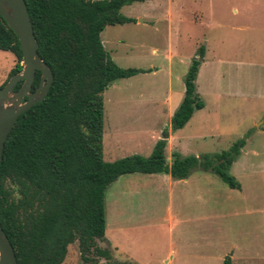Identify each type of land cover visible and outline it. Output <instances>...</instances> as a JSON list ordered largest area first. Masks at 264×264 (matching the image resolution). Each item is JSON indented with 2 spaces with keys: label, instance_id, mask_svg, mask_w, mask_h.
<instances>
[{
  "label": "rangeland",
  "instance_id": "obj_1",
  "mask_svg": "<svg viewBox=\"0 0 264 264\" xmlns=\"http://www.w3.org/2000/svg\"><path fill=\"white\" fill-rule=\"evenodd\" d=\"M121 14L136 22L107 26L102 45L118 67L146 72L116 80L103 93L104 162L151 154L161 132L170 128L191 60L203 47L205 58L236 62L229 93L215 100L216 85L200 90L205 107L174 131L165 156L170 161L173 153L219 154L243 139L228 170L241 189L196 167L190 181L201 178L204 188L212 184L210 192L187 193L185 201L174 196L169 227L162 176L123 175L104 199L105 237L117 250L106 240H97V247L111 251L110 264H164L169 251L174 264H223L227 257L232 264H264V0H150L126 6ZM16 64L13 54L0 51V86ZM206 213L210 220H193ZM62 264H83L77 242L69 245Z\"/></svg>",
  "mask_w": 264,
  "mask_h": 264
},
{
  "label": "trees",
  "instance_id": "obj_2",
  "mask_svg": "<svg viewBox=\"0 0 264 264\" xmlns=\"http://www.w3.org/2000/svg\"><path fill=\"white\" fill-rule=\"evenodd\" d=\"M24 1L37 52L54 80L43 101L17 119L0 163V225L14 249L16 264H62L69 245L75 242L83 264H99L96 258L110 264L111 251L100 249L96 241L105 240V192L123 175L168 174L174 180H185L200 167L230 189H241L228 170L245 144L243 139L219 154L197 158L173 153L170 165L165 156L168 129H182L204 107L195 84L203 47L191 60L184 96L170 128L161 132L151 154L111 163L103 160V93L110 83L146 71L118 67L100 35L107 26L135 23L121 9L150 0ZM0 51L17 59L9 79L21 71L22 57L17 37L1 17ZM40 76L36 72L32 91ZM223 264H232L231 259L225 258Z\"/></svg>",
  "mask_w": 264,
  "mask_h": 264
},
{
  "label": "water",
  "instance_id": "obj_3",
  "mask_svg": "<svg viewBox=\"0 0 264 264\" xmlns=\"http://www.w3.org/2000/svg\"><path fill=\"white\" fill-rule=\"evenodd\" d=\"M0 17L15 34L21 51V71L0 88V163L5 142L17 119L41 103L53 83V73L37 50L31 19L24 0H0ZM36 72L41 74L38 87L32 91ZM22 83L15 91V87ZM0 264H16L14 249L0 225Z\"/></svg>",
  "mask_w": 264,
  "mask_h": 264
},
{
  "label": "crops",
  "instance_id": "obj_4",
  "mask_svg": "<svg viewBox=\"0 0 264 264\" xmlns=\"http://www.w3.org/2000/svg\"><path fill=\"white\" fill-rule=\"evenodd\" d=\"M168 55H169L168 59L172 58V54L171 53H169ZM235 63L236 62L234 60H231V59L227 60V59L220 58V57H215V56H212L211 58H205L204 57L202 62H201V64H200V67H199V70H198V73H197L196 82H195L196 91H197V94L199 95V97L201 98V93H199L200 90H202L203 93L206 92V89L209 88V86L211 88L212 83L214 85H216V87H217L215 91L213 90L214 91L213 94H214L215 100H217L219 97H221L222 94L229 93L225 89L227 88V86L231 82V74H232V70L231 69H232V67L236 66ZM211 72L213 73V75L211 74ZM210 74H211V77H210ZM197 81H198V83H197ZM200 87H203V88H200ZM204 107H205V104H204ZM198 111H200V110H198ZM168 130L170 132V135H169V138L167 140V146L172 141V139H173L172 134L174 133V132H171L170 129H168ZM167 163L170 165L171 164V159H170V161H167ZM200 170L202 172H205V173L209 172V171H204L201 168H200ZM154 175H158V176L161 175L162 176V183H163L162 185L164 186L165 191H168V196H169V201L168 202H169V205H168V208L166 210V221L169 223V227H170L171 223L175 220V216L173 215V212H172V209H171V203L173 202L174 196L178 195L179 200H181V201L184 200L185 201L187 196L188 195H192L193 196L195 191H197V193L195 195H196V197H198L200 192L204 191L205 188H207V190H209V186H212V184H210V183H208L209 185L207 183H205V188H204V186L202 187L203 184L201 183V181H202L201 178H197L196 181H194L192 183L190 181L189 177L187 179H185V180H174L168 174H154ZM160 183H161V180H160ZM190 189L192 191H189ZM209 192H210V190H209ZM187 193H189V194L186 196ZM211 194H212V192H211ZM206 214H208V213H206ZM212 216H214L213 212H212ZM208 217H209V214L208 215L204 214V215H200L199 217H195V219H193V218H191V219H193L197 223L198 222L200 223V221H202V220L203 221L204 220H210ZM118 230H120V229H118ZM105 240L107 241V243L109 244V246L111 248H113L115 251L117 250V247H115L117 245L116 243H115V246H114L113 244H111L110 241H108L106 239V237H105ZM173 249L174 248L172 246V250ZM163 261H164V264H174V255L171 254V251H169L166 254V256L163 259ZM163 261H162V263H163ZM141 264H144V263H141Z\"/></svg>",
  "mask_w": 264,
  "mask_h": 264
}]
</instances>
